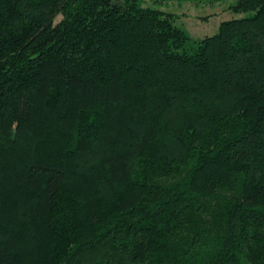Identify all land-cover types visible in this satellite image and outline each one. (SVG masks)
<instances>
[{"label": "trees", "instance_id": "16d2710c", "mask_svg": "<svg viewBox=\"0 0 264 264\" xmlns=\"http://www.w3.org/2000/svg\"><path fill=\"white\" fill-rule=\"evenodd\" d=\"M142 3L0 0V264H264V0Z\"/></svg>", "mask_w": 264, "mask_h": 264}, {"label": "rangeland", "instance_id": "374dc122", "mask_svg": "<svg viewBox=\"0 0 264 264\" xmlns=\"http://www.w3.org/2000/svg\"><path fill=\"white\" fill-rule=\"evenodd\" d=\"M235 3L236 0L221 3L210 0H143L142 6L176 15V24L184 29L190 39L196 40L214 35L224 21L245 17L246 14H234L228 9ZM60 19L58 17L55 22Z\"/></svg>", "mask_w": 264, "mask_h": 264}]
</instances>
